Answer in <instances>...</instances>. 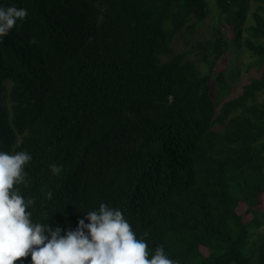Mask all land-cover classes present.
I'll use <instances>...</instances> for the list:
<instances>
[{"label": "trees", "instance_id": "trees-1", "mask_svg": "<svg viewBox=\"0 0 264 264\" xmlns=\"http://www.w3.org/2000/svg\"><path fill=\"white\" fill-rule=\"evenodd\" d=\"M249 1L215 0L234 37L219 24L192 58L172 42L209 0H0L28 11L0 37V151L32 156L17 187L34 223L64 235L103 202L149 234V258L162 245L179 264H264V70L218 107L210 88L232 47L264 64V0L243 38Z\"/></svg>", "mask_w": 264, "mask_h": 264}, {"label": "clouds", "instance_id": "clouds-1", "mask_svg": "<svg viewBox=\"0 0 264 264\" xmlns=\"http://www.w3.org/2000/svg\"><path fill=\"white\" fill-rule=\"evenodd\" d=\"M27 16L25 8L0 7V37L7 36L17 21ZM30 43H37L36 38ZM31 160L26 150L0 151V264H16L28 256L30 264H179L166 255L162 245L156 246L149 258L145 239L149 234L137 238L123 211L103 202L64 235L59 227L34 223L27 209L35 204V198L25 200L17 187H27L25 166ZM49 167L54 175L62 171L56 164ZM51 195L47 193L48 198Z\"/></svg>", "mask_w": 264, "mask_h": 264}, {"label": "rangeland", "instance_id": "rangeland-1", "mask_svg": "<svg viewBox=\"0 0 264 264\" xmlns=\"http://www.w3.org/2000/svg\"><path fill=\"white\" fill-rule=\"evenodd\" d=\"M212 12L205 20L198 23L196 31L193 34L184 33V39L177 35L172 42L173 53L180 51H192L190 57L195 58L196 49L193 46L198 40H205L214 38L217 34L216 26L220 24L224 27V31L228 38L234 37L233 25L225 20V14L220 16V10L215 4V0H209ZM255 8V4L252 0L249 1L248 9L245 11V19L243 22V38L246 37L247 32L245 27L253 22L252 11ZM237 9L236 5H230V10ZM221 22V23H220ZM163 59H167L168 56H162ZM202 72H206L207 69L202 63H199ZM264 70V64H258L256 56L253 55L245 46L232 47L226 54L223 55L215 64V73H224V83L217 84L215 80L210 83L211 94L214 98L215 104L220 106L222 102L232 97L237 96L243 86L248 83L252 78L258 77ZM245 204L241 203L238 208L239 213L243 214L244 221H250L252 215L246 213ZM254 241L250 246H246L243 249V256H248L252 249L253 260L257 261V256L260 250L261 241L257 236H253ZM204 253H207L205 248H202ZM254 264V263H253ZM257 264V263H256Z\"/></svg>", "mask_w": 264, "mask_h": 264}]
</instances>
